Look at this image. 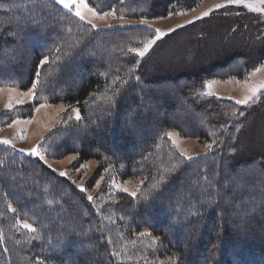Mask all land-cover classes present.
I'll return each instance as SVG.
<instances>
[{
	"label": "trees",
	"instance_id": "16d2710c",
	"mask_svg": "<svg viewBox=\"0 0 264 264\" xmlns=\"http://www.w3.org/2000/svg\"><path fill=\"white\" fill-rule=\"evenodd\" d=\"M88 1L102 11L123 7L126 15L137 19H161L172 12L169 6L174 2L162 0V9H157L154 0ZM4 7L12 16L0 24V59L5 57L10 62L0 69V83L17 79L31 83L41 58L50 56L48 69L54 81L51 94L46 92L44 96L81 105L107 84L104 70L122 69L124 58L119 52H128L134 38L140 40L134 43L138 47L155 34L151 26L143 24L94 30L54 0H0V9ZM65 34L71 36L66 38ZM82 38L85 41L78 42ZM29 42L33 46L30 60L25 53L16 52L21 46H31ZM260 55L263 60L264 49ZM233 63H238L234 66L237 70L227 64L203 73L220 79L239 76L244 70H239L238 60ZM135 71L136 77L130 78L121 101L118 99L119 111L114 113L112 107L110 112V105L93 107L88 115L98 125L68 130L63 148L66 154L78 152L81 161L100 158L104 164L114 161L126 165L127 171L136 169L148 177L145 188L155 182L148 193L143 191L140 202L126 203L125 217L118 219H123L120 229L129 235L149 233L158 238L162 249L158 258L166 261L122 260L108 242L114 240L116 232H108L100 223L95 228L96 215L83 191L38 159L0 144V264H264L262 157L248 150L254 157L244 154L242 162H236L240 155L236 141L242 140L241 136L231 137L222 154L216 149L210 155L184 162L172 147L156 152L154 148L166 140L162 134L169 127L177 125L193 136L200 135L204 128H191L184 122L182 126L178 123L182 119L161 117L157 110H180L189 113L186 119L199 117L206 124L209 119L197 104L186 101L187 86L180 85L186 79L179 83L150 81L147 72ZM191 76L187 78L195 86ZM166 82L180 85L175 88L176 102H161L168 98L167 93L160 87L152 93L149 86ZM173 90L170 87L169 93ZM217 105L205 106L209 111ZM136 107L138 111H133ZM131 113L132 121L124 119ZM229 147L234 150L232 154L226 153ZM156 155L160 158L155 163ZM174 163L181 166L173 168ZM232 177L239 179L233 182ZM10 204L21 220L34 225L35 232H10L12 226H5ZM60 241L65 244L62 248Z\"/></svg>",
	"mask_w": 264,
	"mask_h": 264
},
{
	"label": "rangeland",
	"instance_id": "374dc122",
	"mask_svg": "<svg viewBox=\"0 0 264 264\" xmlns=\"http://www.w3.org/2000/svg\"><path fill=\"white\" fill-rule=\"evenodd\" d=\"M54 1L71 11L78 21L88 23L94 30L143 24L151 26L155 34L138 47H135L134 43L140 40L134 38L131 41L133 46H129L128 52L123 51L120 54L118 51L119 56L124 58L122 69L119 72L104 70L102 75L107 84L94 94L87 104L70 103L66 98L53 99L44 96L46 92L51 94L50 86L54 81L50 79L48 69L50 56L41 58L31 83L26 79L25 82L17 79L0 83V144L38 159L83 191L96 215L95 228L100 223L101 228H107L108 232H116L114 240L109 239L108 242L122 260L136 263L164 262L166 260L158 258L162 253L158 238L149 233L129 235L120 229L123 219H118L119 216L125 217L123 209L126 203L140 202L145 196L142 194L148 193V188L151 189L155 182L145 188L148 177L136 169L127 171L126 165L114 161L104 164L100 158L81 161L78 152L66 154L63 146L66 144L68 130L73 131L77 127L87 130L97 126L98 123L93 122L88 115L93 107L110 105L109 111L111 112L113 107V112L117 113L120 108L116 104L121 101L122 90L128 86L130 78L136 77L135 70H140L147 72L146 76L150 81L179 83L180 80L186 79L180 82V85L187 86L186 101L197 104L202 111L200 113L204 112L209 119L206 124L207 121L199 117L194 120L186 119L189 115L186 111L183 114L180 110L170 113H159L160 110H157L161 117L182 119L178 122L182 126H185V123L191 125V128H204L200 135L193 136L173 125L163 132L162 138L165 137L166 140L154 148L156 152L172 147L182 157L179 161L184 162L186 159L194 160L210 155L216 149L222 154L224 149H227L231 137L235 136L237 139L241 136L242 140L236 141V147L240 150L236 162H242L244 154L248 155V150L262 157L260 160L264 162V88L260 87L264 84V59H260L264 49V0H240L237 3L229 0H174L169 6L172 12L161 19L131 18L126 15L123 7L102 11L88 0L87 4L95 10V14L83 9L85 18L81 19L75 15V5L70 10L58 0ZM153 2L157 9L163 5L162 0ZM217 4L221 7H216ZM9 10L5 7L0 9L5 11L4 14L0 13V16H6L0 20V24L12 16L6 13ZM205 12L208 14L204 15ZM65 35L66 38L71 36ZM70 39L74 41L73 37ZM82 41L85 40L82 38L78 42ZM149 41L154 43L143 56L133 51L143 50ZM28 45H31V42ZM32 47L21 46L16 52L25 53L30 60ZM234 59L240 62L241 69H238L244 70L243 75L220 79L207 77L203 73V70L208 72L227 64H230L231 69L237 70L234 66L238 63H233ZM127 61L130 63H125ZM7 62L10 61H6L5 57L0 59V69L4 70ZM189 75H194L191 76V83L195 86L190 85L187 78ZM138 78L142 77L139 75ZM180 85L166 82L160 86L152 83L149 86L152 87V93H157L160 88L167 93L168 98H159L161 102H176L178 97L175 88ZM170 87L174 89L175 94L169 93ZM254 88L259 89L255 95L252 92ZM248 96L252 97L248 103H238ZM126 101L130 104L132 102L129 98ZM212 103L218 105L208 111L205 105ZM8 104L12 107H7ZM133 111H138V107ZM77 113L79 119L76 118ZM124 119L132 121V113L124 116ZM4 140L11 143H3ZM71 145H74V142H71ZM229 148L226 153L232 154L234 150ZM32 149H36L39 155L33 154ZM159 158L156 155L153 161L156 163ZM179 166L181 163L173 164V168ZM239 177H232L230 181L237 182ZM133 192L136 193L135 196L132 195ZM6 208L8 212L5 226H12L10 232L14 234L22 233L25 229L22 224L27 221L20 219L18 210L12 204ZM59 244L61 248L65 245L63 241Z\"/></svg>",
	"mask_w": 264,
	"mask_h": 264
},
{
	"label": "snow or ice",
	"instance_id": "6c2138e0",
	"mask_svg": "<svg viewBox=\"0 0 264 264\" xmlns=\"http://www.w3.org/2000/svg\"><path fill=\"white\" fill-rule=\"evenodd\" d=\"M59 3H61L65 8H68V9H72V6L75 5V15L79 16L81 19H84V15H83V9H87L88 11H91L93 12V14H95V10L90 8L89 5L87 4V0H58ZM229 2H233V3H237V2H240V0H229ZM216 7H221L220 4H217ZM204 15H207L208 13L205 12L203 13ZM159 31V30H157ZM154 43V41H149L145 46H144V49L143 50H138V49H133V51H136L138 53V55L140 56H143L147 51L148 49L151 47V45ZM43 63V61L41 62ZM35 87V85L33 86ZM211 87V85H209V88ZM261 88H264V84H261L260 85ZM259 89H252V92H253V95H255V93L258 91ZM252 97L251 96H248V97H245L244 99L238 101V103H241V104H246L248 103V100L251 99ZM18 103H23V101H17ZM7 107H12L11 104H8ZM76 118L79 119V114L77 113L76 115ZM171 135V134H169ZM3 143H11V141H8V140H4L2 141ZM210 147V145H209ZM33 152V154L35 155H39V153L36 151V149H32L31 150ZM42 158V157H41ZM189 159H191V157H188ZM61 175H65V173H61ZM125 191H127V189H125ZM133 196L136 195L135 192L132 193ZM89 199H91V197H89ZM22 227L25 228V229H28L29 231L31 232H35L36 229L29 223L27 222H24L22 224Z\"/></svg>",
	"mask_w": 264,
	"mask_h": 264
}]
</instances>
